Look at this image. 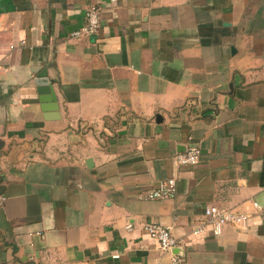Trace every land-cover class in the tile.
Wrapping results in <instances>:
<instances>
[{
    "label": "crops",
    "instance_id": "obj_1",
    "mask_svg": "<svg viewBox=\"0 0 264 264\" xmlns=\"http://www.w3.org/2000/svg\"><path fill=\"white\" fill-rule=\"evenodd\" d=\"M89 5L97 34L72 37ZM169 177L173 197H143ZM207 205L250 228L193 235ZM147 221L181 243L161 253ZM170 254L264 264V0H0V264Z\"/></svg>",
    "mask_w": 264,
    "mask_h": 264
},
{
    "label": "built area",
    "instance_id": "obj_2",
    "mask_svg": "<svg viewBox=\"0 0 264 264\" xmlns=\"http://www.w3.org/2000/svg\"><path fill=\"white\" fill-rule=\"evenodd\" d=\"M101 9L96 5H89L85 11V23L71 31L72 37L82 35L97 34L100 27ZM201 150L197 145H191L181 152L174 155V161L177 165H194L200 159ZM175 178L169 177L165 180L158 181L156 186L146 191L143 195L148 199H163L173 197L175 195ZM254 207L260 208L257 202L252 203ZM251 216L247 212L234 211L228 208L216 205H207L203 209V218L192 229L193 235H199L205 229L212 235L221 233L224 225H231L236 230L246 232L250 228ZM127 229L131 228V224L126 225ZM145 233L154 236L157 240L161 253H169V251L178 246L181 240L175 237L169 227L154 221H147L142 224ZM182 257L178 254H170L167 261L158 262L156 264H182Z\"/></svg>",
    "mask_w": 264,
    "mask_h": 264
},
{
    "label": "water",
    "instance_id": "obj_3",
    "mask_svg": "<svg viewBox=\"0 0 264 264\" xmlns=\"http://www.w3.org/2000/svg\"><path fill=\"white\" fill-rule=\"evenodd\" d=\"M35 83L37 84L38 86V90L41 92V93H44L46 95H48L51 99V102H54L55 101V96L53 95V92L50 88V84H49V81L47 79V76H46V73L44 70H42L41 72H39V74L37 75V77L35 78ZM53 106H56V105H53ZM175 248V247H173ZM172 248V249H173Z\"/></svg>",
    "mask_w": 264,
    "mask_h": 264
}]
</instances>
